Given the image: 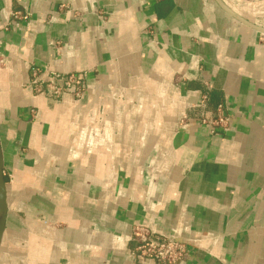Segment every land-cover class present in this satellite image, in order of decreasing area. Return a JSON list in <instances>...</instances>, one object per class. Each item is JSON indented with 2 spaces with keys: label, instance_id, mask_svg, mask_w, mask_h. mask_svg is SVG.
Returning <instances> with one entry per match:
<instances>
[{
  "label": "crops",
  "instance_id": "1",
  "mask_svg": "<svg viewBox=\"0 0 264 264\" xmlns=\"http://www.w3.org/2000/svg\"><path fill=\"white\" fill-rule=\"evenodd\" d=\"M0 161V264H140L136 226L264 264V0H0Z\"/></svg>",
  "mask_w": 264,
  "mask_h": 264
},
{
  "label": "built area",
  "instance_id": "2",
  "mask_svg": "<svg viewBox=\"0 0 264 264\" xmlns=\"http://www.w3.org/2000/svg\"><path fill=\"white\" fill-rule=\"evenodd\" d=\"M45 75V76H44ZM28 88L37 95L59 103L66 97L81 100L88 89V73H49L32 71ZM208 96L204 95L196 108L200 110L197 121L209 129L211 137L223 135L231 127L227 107L222 103L217 111L207 110ZM132 257L140 264L152 261L153 264H190L193 250L188 241L179 237L164 236L144 226H136L132 231Z\"/></svg>",
  "mask_w": 264,
  "mask_h": 264
},
{
  "label": "water",
  "instance_id": "3",
  "mask_svg": "<svg viewBox=\"0 0 264 264\" xmlns=\"http://www.w3.org/2000/svg\"><path fill=\"white\" fill-rule=\"evenodd\" d=\"M0 183L3 185L4 183V178H3V166L2 162L0 161Z\"/></svg>",
  "mask_w": 264,
  "mask_h": 264
}]
</instances>
